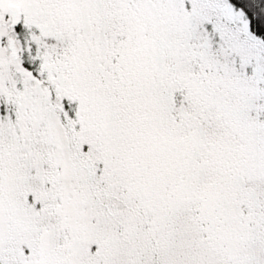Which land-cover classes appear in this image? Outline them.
<instances>
[{"label": "snow or ice", "instance_id": "obj_1", "mask_svg": "<svg viewBox=\"0 0 264 264\" xmlns=\"http://www.w3.org/2000/svg\"><path fill=\"white\" fill-rule=\"evenodd\" d=\"M0 264H264V0H0Z\"/></svg>", "mask_w": 264, "mask_h": 264}]
</instances>
